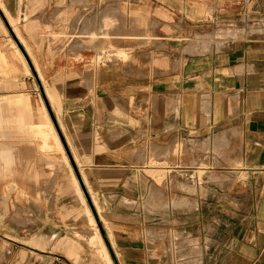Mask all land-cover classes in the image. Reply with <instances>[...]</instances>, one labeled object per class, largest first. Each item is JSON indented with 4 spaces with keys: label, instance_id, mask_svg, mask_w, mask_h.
<instances>
[{
    "label": "crops",
    "instance_id": "1",
    "mask_svg": "<svg viewBox=\"0 0 264 264\" xmlns=\"http://www.w3.org/2000/svg\"><path fill=\"white\" fill-rule=\"evenodd\" d=\"M262 21L264 0H0L1 58L18 71L0 92L29 98L39 121L45 107L65 152L32 150L33 234L28 201L0 195V264H110L102 248L112 264H163L164 248L191 241L196 264H264ZM231 131L240 166L220 167ZM27 160L21 152L19 169ZM201 172L219 179L197 180L195 201L176 208L173 176ZM155 189L163 207L149 200Z\"/></svg>",
    "mask_w": 264,
    "mask_h": 264
},
{
    "label": "rangeland",
    "instance_id": "2",
    "mask_svg": "<svg viewBox=\"0 0 264 264\" xmlns=\"http://www.w3.org/2000/svg\"><path fill=\"white\" fill-rule=\"evenodd\" d=\"M250 24L258 22L260 18H253L249 17ZM243 21L245 18L242 19ZM247 22V21H246ZM246 22H241L242 25H245ZM248 23V22H247ZM260 23V21H259ZM262 23H264L262 21ZM239 24V23H237ZM226 28L225 26H223ZM229 27V26H228ZM227 27V28H228ZM238 38L236 34L234 33L230 37L228 36L224 41L229 42L232 40H235ZM11 45L15 48V50L18 53V56L22 58L25 62V59L22 55L20 45L17 44L13 38H10ZM225 46V45H224ZM223 46V47H224ZM220 49L217 48V50H221L222 48L219 47ZM2 54L5 55V51L1 49L0 47V90L2 89H8L10 88V83L12 76L17 73V67L15 65L16 61H10L11 57H6V60L3 63L2 60ZM19 95L12 94V93H4L0 92V195H3L4 197L7 196H12L13 198H20L23 197L28 201V206L25 209V212L28 215V231H32L31 233L33 234V230L37 229L39 230V206L37 203H39V174L37 172V168L34 164L32 156V150L37 151L39 153V150L42 152H52V151H59L61 152V148L59 149L58 147H52V148H44L43 145V135L40 133L39 136H35L32 132L28 131V123L29 122H38L39 121V108H35L33 104H31L29 98L22 99L20 101V104L14 101V97H18ZM44 114L42 117L44 120H47V116H49L50 120L51 117L49 113L47 112V109L44 107L43 109ZM46 117V118H45ZM41 118V119H43ZM52 121V120H51ZM53 122V121H52ZM54 125V124H53ZM55 128V126H54ZM56 135L58 140H60L58 132L55 128ZM238 133L236 131H231L229 136L231 137V140H227L226 143L222 144L221 146L217 147V153L221 154V159L220 162H217L216 165H219L222 167V165H230V166H240V162L238 161L239 156L236 155L237 161L232 160V156L234 154H238L239 148L236 147L235 144H238L239 141H234L232 138L237 137L233 136ZM50 142H54L55 138L53 135H50ZM195 141V140H194ZM193 140H189V142L193 143L194 148L196 149H201L198 145L201 143V141H197L196 144H194ZM25 146V147H24ZM204 147H208L207 143L203 144ZM186 145L184 148L186 149ZM192 149V147H189ZM2 150H8L7 157H3L2 155ZM153 155L151 156V165H159V162L156 160V158L164 156L163 154L162 147L154 146L153 145ZM202 150V149H201ZM173 151V148H172ZM172 151H167V155L171 153ZM23 153L25 156V153H27V161L28 163L23 165L22 169H19V162H20V153ZM62 152L65 154L63 146H62ZM142 155L140 156L141 159L145 158L146 159V148H143L141 150ZM154 156L156 158H154ZM25 159V157L23 158ZM144 159V160H145ZM156 161H154V160ZM185 160V158H184ZM183 164L187 165H209L210 163L207 161L200 162V161H189L186 160ZM167 163L168 164H174L177 163L175 162V158L168 157L167 158ZM161 164H164L161 163ZM148 172V171H147ZM210 173H200V177L198 179L195 178H188L184 176L175 175L173 176V187L171 191V195L173 196V200L175 203L174 206L177 208L181 207V202L182 200H186L184 202H187L189 205V201H195L193 198L197 196V190H196V184L197 180L200 182H204V179H214L218 180L217 174H212V176L209 175ZM241 173L237 172L236 175L239 176ZM208 176V177H206ZM209 179V180H210ZM185 184L187 188L181 183ZM22 184V189H17L15 188L17 185ZM187 183V184H186ZM13 186V188H12ZM155 192L150 195L151 198L149 200H157L161 203V207H163L164 202L166 201L164 192L163 190L160 189H155ZM81 194V191H80ZM186 195V196H183ZM82 196V194H81ZM83 197V196H82ZM154 197V198H153ZM164 199V200H163ZM164 201V202H163ZM148 202V201H147ZM153 202V201H151ZM149 203V202H148ZM153 203H156L155 201ZM32 204V205H31ZM30 206V207H29ZM157 210L163 212V209L166 207V204L164 205V208H160L157 205H155ZM191 206V205H190ZM17 207V212H20V207ZM184 207V206H183ZM189 209L188 207H186ZM32 209V210H31ZM89 215H91L90 211H88ZM38 217V219H37ZM94 227L97 229V224L94 221ZM36 227V228H34ZM32 229V230H31ZM166 230L161 231V238H165L166 236L164 235ZM36 233V232H35ZM186 233H184L185 235ZM172 235V240L174 243L178 244V232L173 231L171 233ZM186 236H189L188 234ZM190 239V238H189ZM191 243L194 245L195 248H164L166 251L165 254V259L163 264H196L199 261V258L202 254L201 248H197V243L198 242H192Z\"/></svg>",
    "mask_w": 264,
    "mask_h": 264
},
{
    "label": "bare ground",
    "instance_id": "3",
    "mask_svg": "<svg viewBox=\"0 0 264 264\" xmlns=\"http://www.w3.org/2000/svg\"><path fill=\"white\" fill-rule=\"evenodd\" d=\"M230 32H231L230 30H223V31L220 32V36L225 37V36L229 35ZM21 52H22V50H21ZM22 54H23V52H22ZM22 99H23V97H20V96L14 97V101L13 102H15V103L17 102L18 104H20V101ZM0 110H1V108H0ZM0 114H1V112H0ZM46 116H47V120H44V118H43V120H40L38 122H34V121L33 122H29L28 123V131L32 132L35 136H39L40 133L43 135V139L44 140H43V145L42 146L44 148H52L55 145V147H58L59 149L61 148V150H62V145H61L60 140H58V138H57V135H56L57 133L55 131L53 122L50 120L48 115H46ZM0 123H1V121H0ZM50 135H53L54 138H55V141L53 143L49 141ZM7 153H8V150H2L3 157L6 158L7 157L6 156ZM78 191L79 192L81 191V194L83 196L84 192H83L82 188L81 189L78 188ZM84 196H85V194H84ZM89 216H90V220L94 223V219H93L92 215H89ZM102 251L105 254L108 262L110 264H112L111 259H110L109 255H108L106 249L102 248Z\"/></svg>",
    "mask_w": 264,
    "mask_h": 264
},
{
    "label": "water",
    "instance_id": "4",
    "mask_svg": "<svg viewBox=\"0 0 264 264\" xmlns=\"http://www.w3.org/2000/svg\"><path fill=\"white\" fill-rule=\"evenodd\" d=\"M12 32H13V30H12ZM18 44H19V42H18ZM20 45V44H19ZM20 48H21V50L23 51V49H22V47L20 46ZM24 52V51H23ZM54 123H55V126H56V128H57V131L59 132V134H60V130H59V127H58V124L56 123V121H54ZM64 142V141H63ZM64 145H65V148H66V150L68 151V148H67V146H66V144L64 143ZM82 188H83V191H84V193H85V195H86V197L87 198H89V195H88V192H87V190H86V188L85 187H83L82 186Z\"/></svg>",
    "mask_w": 264,
    "mask_h": 264
}]
</instances>
